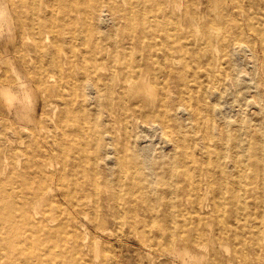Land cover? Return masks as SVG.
Returning <instances> with one entry per match:
<instances>
[{
    "label": "bare ground",
    "instance_id": "1",
    "mask_svg": "<svg viewBox=\"0 0 264 264\" xmlns=\"http://www.w3.org/2000/svg\"><path fill=\"white\" fill-rule=\"evenodd\" d=\"M43 1L16 8L20 66L0 51V264H127L100 242L109 221L141 264H264V242L246 255L264 231V13L210 0L195 33L198 1Z\"/></svg>",
    "mask_w": 264,
    "mask_h": 264
},
{
    "label": "rangeland",
    "instance_id": "2",
    "mask_svg": "<svg viewBox=\"0 0 264 264\" xmlns=\"http://www.w3.org/2000/svg\"><path fill=\"white\" fill-rule=\"evenodd\" d=\"M185 1L186 0H181V5L180 6H184L185 5ZM195 3L196 1H198L197 5H196V9H194V11H192V13H188L186 14V16H188V20L184 21V19L181 21L182 23L185 24V27L190 31L192 30V32L195 33H200L202 30V24L200 22V20L210 18L211 15H209L208 17V13L211 12V1L210 0H193ZM215 2H218L220 4H224L228 10H226L227 12L230 11L231 13L233 12V9H235V7L231 6V2L233 0H214ZM243 2L244 5H242L245 8H249L255 15L256 18L261 17V14L264 13V9L262 8V3L263 0H241ZM24 2L25 0H0V11L3 12L4 15V20L1 21L0 20V51L3 52V49L6 48L9 52V59H10V63H11V67L13 68H18V66H20L18 59H16L15 54H14V49L15 48H20L22 47V45L24 44V35L25 33V29L22 28V26L20 25V23L17 20V10L16 8H21V9H25L24 7ZM44 7L48 8V5H46V0L43 1ZM233 7V8H232ZM233 16L235 14H232ZM104 26L103 28H108V26L110 25L109 20L105 19L104 20ZM194 34V33H191ZM196 43H193L194 49H197ZM255 56L257 57V59L261 58L262 56V50L259 44H256L255 46V51H254ZM247 56H249V54H246ZM251 56H249V60H250ZM252 62V61H251ZM251 62H247V64L242 63V66H247L250 67L251 64L252 66H254L253 63ZM0 65H3V62L0 61ZM255 67H260V65H256ZM262 85V84H261ZM28 112L29 115H35L37 118L40 117V115L42 114L43 111V105L41 104L40 101H34L32 103L31 107H28L26 109H24ZM150 138V143L152 145V148L155 151H161L164 146L163 143L161 142V140L158 138V135L155 132H152V134H150L149 136ZM163 207H167L168 204L166 202L163 201L162 203ZM105 211L110 212V206H104L103 207ZM140 212H143L142 209L139 210ZM84 229L88 232L91 233L90 227L84 223L83 225ZM167 231L165 229L162 230V234L160 237H164V234ZM159 233V232H158ZM119 234V236L122 238L120 240V243L122 244L121 246H118L117 243L119 240L115 239L116 235ZM100 242H102V245L105 246V250L108 251L110 249V247L115 246L116 248L119 249L118 251V255L120 258H124L127 262V264H141L140 263V256H139V250H143V247L138 243V241L136 240V238L132 237V236H127L126 232L124 231V229H119L117 227V223H111L110 221L107 223V230L104 234H102L100 236ZM248 240L249 242L246 243L247 245V249H246V255L249 257H252L255 255V253H258L257 255H259V252H254L252 250V248H256L258 242H264V231L261 230L259 232H256L252 235L248 236ZM233 240H228L227 242L230 244L228 250H224L220 247H218L217 243H207L206 247L203 248V252L206 256L209 255V253H211V248L215 247V249H218L217 251L224 255H230V253L232 252V243ZM237 245V244H234ZM155 249L152 252V255L155 254ZM105 253V252H104ZM109 253V252H108ZM106 255V254H105ZM155 256V255H154ZM157 257H160L159 260H163L164 257L161 253H159L158 255L156 254ZM242 264H245L244 262H240ZM248 264V263H247Z\"/></svg>",
    "mask_w": 264,
    "mask_h": 264
}]
</instances>
